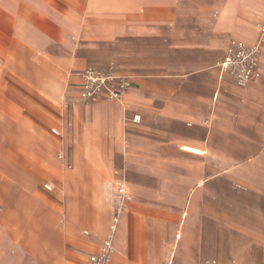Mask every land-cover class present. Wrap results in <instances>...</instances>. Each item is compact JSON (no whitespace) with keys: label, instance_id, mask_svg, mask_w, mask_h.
<instances>
[{"label":"crops","instance_id":"crops-1","mask_svg":"<svg viewBox=\"0 0 264 264\" xmlns=\"http://www.w3.org/2000/svg\"><path fill=\"white\" fill-rule=\"evenodd\" d=\"M263 30L264 0H0V264H91L122 191L110 264L250 263L220 186L264 195V42L246 86L218 64ZM88 69L130 87L84 101Z\"/></svg>","mask_w":264,"mask_h":264},{"label":"built area","instance_id":"built-area-1","mask_svg":"<svg viewBox=\"0 0 264 264\" xmlns=\"http://www.w3.org/2000/svg\"><path fill=\"white\" fill-rule=\"evenodd\" d=\"M263 42L264 30L262 31L260 43L257 45L247 46L241 42H233L219 64L221 70L233 76L240 86H246L258 76L260 49ZM129 87L130 84L126 79L117 76L115 73L88 69L83 73L80 98L89 101L104 95L107 99L115 101L119 100L123 91ZM122 195L123 201L118 206L117 214L110 227L111 235L104 242L101 252L91 257V264H110L112 260L115 251L113 237L124 209L123 205L128 198L124 191H122Z\"/></svg>","mask_w":264,"mask_h":264},{"label":"rangeland","instance_id":"rangeland-1","mask_svg":"<svg viewBox=\"0 0 264 264\" xmlns=\"http://www.w3.org/2000/svg\"><path fill=\"white\" fill-rule=\"evenodd\" d=\"M228 94H231V92ZM227 105L228 108L237 107L232 101H228ZM239 121L240 119L236 117H228V123L230 125L237 124ZM252 121V118L244 117L240 123L243 122L245 125H249ZM246 131L245 139L252 143L251 148H246V153L254 154L259 150L258 147H261L259 142H264V134L251 132L250 127H247ZM220 187L223 192L228 191L229 193L228 201L234 225H254L255 228H257L256 226L258 225L264 226V195L245 194L243 197H236L231 194L230 189L225 188L224 185ZM250 253L252 254V261L248 264H264V246H252L250 248Z\"/></svg>","mask_w":264,"mask_h":264}]
</instances>
